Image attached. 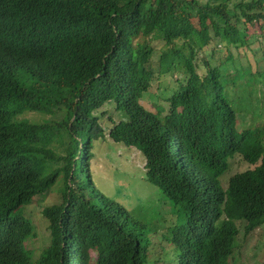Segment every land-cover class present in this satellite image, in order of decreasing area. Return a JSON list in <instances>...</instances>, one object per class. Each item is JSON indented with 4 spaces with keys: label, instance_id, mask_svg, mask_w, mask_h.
<instances>
[{
    "label": "trees",
    "instance_id": "16d2710c",
    "mask_svg": "<svg viewBox=\"0 0 264 264\" xmlns=\"http://www.w3.org/2000/svg\"><path fill=\"white\" fill-rule=\"evenodd\" d=\"M263 31L264 0H0V264H228L223 211L239 240L264 225V69L241 52ZM107 136L141 153L165 205L99 189ZM235 156L252 167L223 190ZM55 189L36 257L25 208Z\"/></svg>",
    "mask_w": 264,
    "mask_h": 264
},
{
    "label": "rangeland",
    "instance_id": "374dc122",
    "mask_svg": "<svg viewBox=\"0 0 264 264\" xmlns=\"http://www.w3.org/2000/svg\"><path fill=\"white\" fill-rule=\"evenodd\" d=\"M247 32L251 36L257 33L258 26H250L243 24ZM264 34V31H263ZM251 47L256 51L242 50L245 53L249 62L255 65L256 59L259 61L260 70L264 69V49L259 48L262 39L256 40L253 38ZM264 42V41H263ZM255 53V56H254ZM237 55V53L235 54ZM244 55V54H243ZM206 57V53L204 55ZM257 68V67H256ZM164 73L165 69L163 70ZM158 73V78L153 82V87L150 91L149 106L156 112V106L164 104L163 93L167 89H171L174 85L175 76L169 73ZM112 117L115 122L120 119V113L114 109H110L109 113L105 115L104 121ZM108 124L106 123V126ZM66 148V149H65ZM67 147H57L56 153L63 155L67 154ZM96 156L90 162V170L93 173L102 172V177L99 180V189L107 194H112L117 201L124 205L128 210H132L138 205V199L141 203L149 209L151 206H156L159 202L164 203L162 191L148 182L145 179V160L141 153L134 147H127L123 144L113 142L108 136L98 145ZM252 165L244 162L240 156H235L230 159L229 170L226 173L227 177L244 172L251 168ZM104 173V174H103ZM59 186H57V189ZM61 198L59 192L55 189L47 193L44 197H37L33 203L25 208L27 217L31 225L33 236L26 242V247L35 252L36 257L40 252L46 248L50 243V231L48 223L42 216V210L47 206L59 204ZM146 210V209H145ZM242 230V226H240ZM240 251L236 253V258L231 261V264H263L264 263V225L256 228L248 237L239 240Z\"/></svg>",
    "mask_w": 264,
    "mask_h": 264
},
{
    "label": "clouds",
    "instance_id": "9594fccd",
    "mask_svg": "<svg viewBox=\"0 0 264 264\" xmlns=\"http://www.w3.org/2000/svg\"><path fill=\"white\" fill-rule=\"evenodd\" d=\"M25 49H26V47L23 46L22 51ZM222 188H223V190H226L228 188V180H226L224 178L222 181ZM211 209L213 211H216L213 206H211ZM223 209H224V206L222 207V210ZM230 217L233 218V219H231V221H232L235 229H237V232L239 231L240 233H242L244 225H245V221L240 220L238 218V212H236V211H231L229 214H226L223 211L222 219H228ZM240 226H242V230H241ZM240 233H239L238 237L236 236V238L234 239V245H233L232 250H231V255L229 257L228 264H231V261L236 258V253H239V251H240V246H239Z\"/></svg>",
    "mask_w": 264,
    "mask_h": 264
}]
</instances>
